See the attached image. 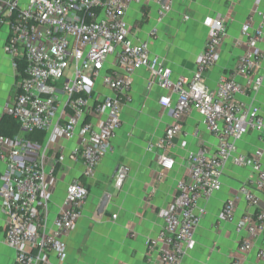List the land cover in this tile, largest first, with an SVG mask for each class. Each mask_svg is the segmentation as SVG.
Returning a JSON list of instances; mask_svg holds the SVG:
<instances>
[{"label":"built area","instance_id":"1","mask_svg":"<svg viewBox=\"0 0 264 264\" xmlns=\"http://www.w3.org/2000/svg\"><path fill=\"white\" fill-rule=\"evenodd\" d=\"M149 2L156 5L159 20L172 10L173 0H0V24L8 26L3 51L15 68L22 65L18 92L5 103L3 114L22 131L46 133L44 146L0 134V164L9 162L0 172V203L4 240L15 251L13 264H52V254L58 264L66 259L65 238L75 229L89 190L80 178H71L48 228L49 204L58 182L56 165L68 157L81 163L82 176L94 175L121 127L123 104L131 100L132 75L142 68L148 70L145 87L163 89L158 101L173 111L172 122L152 145L161 150L159 175L172 168L173 159L166 152L191 111L202 116L206 131L217 141L212 153L204 148L188 153L185 177L177 182V195L160 211L163 226L156 239L147 241L149 252L156 248L158 264H180L194 248L195 229L205 213L199 202L221 189L229 160L249 168L251 175L223 203L217 221L235 223L236 230L245 233L240 253L249 252L264 234V198L259 195H264V115L259 107L238 99L263 81L257 67L263 55L258 45L264 41V8L253 10L242 24L243 51L228 75L211 88L206 77L227 36V18L216 14L204 20L207 38L193 71L173 79L146 43L129 38L127 10L133 3ZM236 76L245 82H237ZM99 81L110 94L97 90ZM251 131L258 133L262 147L239 152L237 141ZM75 137L78 143L65 154L61 141ZM46 150L52 152L49 163ZM127 174V167L120 165L115 185L120 186ZM241 202L246 210L237 218ZM256 257L264 264V244ZM231 264L240 261L235 258Z\"/></svg>","mask_w":264,"mask_h":264},{"label":"crops","instance_id":"2","mask_svg":"<svg viewBox=\"0 0 264 264\" xmlns=\"http://www.w3.org/2000/svg\"><path fill=\"white\" fill-rule=\"evenodd\" d=\"M263 8L264 0H173L172 10L159 20L154 3H133L125 19L131 27L129 38L134 43H146L150 52L163 61L171 70V77L176 79L188 76L195 67L207 38L204 20L216 14L224 15L227 18V36L218 60L206 77L208 86L214 88L220 78L228 75L243 51L242 24L253 10ZM7 36L8 26L0 24V121L4 115L3 107L18 92L21 79L18 67H14L3 51ZM258 47L263 55L257 73L263 76V81L257 90L238 95V99L246 105L259 107L264 115V41ZM147 77L145 68L133 73L131 100L123 104L121 127L111 139L92 177L82 176L81 163L68 157L56 165L58 182L49 204L48 228L52 227L71 178H80L89 190L79 221L65 238L67 257L62 264H158V252L156 248L149 252L147 241L156 239L162 229L160 211L177 195L176 185L185 177L188 153L199 148L210 153L216 149V139L206 131L202 116L193 110L166 152L173 159L172 168L159 175L158 154L161 150L152 145L172 122L173 111L158 101L165 92L163 89L156 85L150 89L145 87ZM235 80L245 82L242 76H236ZM96 88L101 93L110 94L100 81ZM9 124L6 122L3 128L8 129ZM26 133L18 127L12 137L26 138ZM45 142L46 137L40 145L44 146ZM61 143L67 154L78 143V138ZM236 145L241 153H251L262 147L258 133L254 131L243 135ZM46 151L49 163L52 152ZM8 164H0L1 173L7 170ZM120 165L127 167L128 174L123 183L116 186L115 174ZM250 175L249 168L236 166L231 160L226 163L221 189L199 202L205 213L195 229V246L186 251L180 264H231L235 258L240 264H260L256 250L264 244V234L256 239L249 252L240 253L238 245L245 233L238 232L235 223L217 221L223 203ZM105 193L109 194V201L102 212H98ZM259 195L264 198L262 193ZM245 210V203L241 202L236 217L239 218ZM4 224L5 215L0 203V264H13L15 251L5 243ZM131 233L134 235L130 236ZM50 261L58 264L54 254Z\"/></svg>","mask_w":264,"mask_h":264},{"label":"trees","instance_id":"3","mask_svg":"<svg viewBox=\"0 0 264 264\" xmlns=\"http://www.w3.org/2000/svg\"><path fill=\"white\" fill-rule=\"evenodd\" d=\"M17 66H18L19 72L22 74V65L18 64ZM6 122H9L10 126L8 129L5 130L3 127H4V124H6ZM18 127L19 125L11 116L3 115L0 121V134L7 136V137H12ZM45 137H46V133L41 130H32L26 133L27 139L36 141L39 144H42L44 142Z\"/></svg>","mask_w":264,"mask_h":264},{"label":"water","instance_id":"4","mask_svg":"<svg viewBox=\"0 0 264 264\" xmlns=\"http://www.w3.org/2000/svg\"><path fill=\"white\" fill-rule=\"evenodd\" d=\"M108 201H109V194L108 193L103 194L99 204L98 212H102L103 208L108 203Z\"/></svg>","mask_w":264,"mask_h":264},{"label":"rangeland","instance_id":"5","mask_svg":"<svg viewBox=\"0 0 264 264\" xmlns=\"http://www.w3.org/2000/svg\"><path fill=\"white\" fill-rule=\"evenodd\" d=\"M72 70H73L72 68H70V69H69V71H70V74L72 73Z\"/></svg>","mask_w":264,"mask_h":264}]
</instances>
